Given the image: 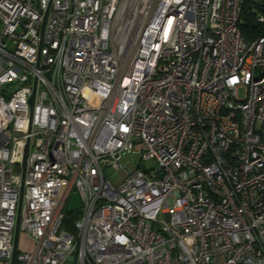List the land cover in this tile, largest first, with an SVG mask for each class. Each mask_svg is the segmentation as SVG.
Listing matches in <instances>:
<instances>
[{
	"label": "built area",
	"instance_id": "built-area-1",
	"mask_svg": "<svg viewBox=\"0 0 264 264\" xmlns=\"http://www.w3.org/2000/svg\"><path fill=\"white\" fill-rule=\"evenodd\" d=\"M245 1L0 0L3 264L27 142L34 248L14 264H264V31H240Z\"/></svg>",
	"mask_w": 264,
	"mask_h": 264
},
{
	"label": "rangeland",
	"instance_id": "rangeland-1",
	"mask_svg": "<svg viewBox=\"0 0 264 264\" xmlns=\"http://www.w3.org/2000/svg\"><path fill=\"white\" fill-rule=\"evenodd\" d=\"M245 11H250V10H257L256 7V3H253L252 1L247 0L245 3ZM242 95V94H241ZM140 154L139 153H135V154H129L126 155L122 158L121 160V164L126 168H132L139 160L140 158ZM143 165H145L146 167H153L155 165V162L153 160H147L143 162ZM13 173L15 175H20L22 176V167L21 164H15L13 166ZM114 173V171L110 168L105 169V174L106 176H110ZM64 189L61 190V193L63 192ZM81 206V200H80V196L78 195V193H72L69 200L67 201V203L64 206V211L67 210H75L80 208ZM34 248V241L30 238V236L25 233L20 231L19 233V238H18V250L20 251H32ZM0 264H3V260L2 258H0Z\"/></svg>",
	"mask_w": 264,
	"mask_h": 264
},
{
	"label": "trees",
	"instance_id": "trees-1",
	"mask_svg": "<svg viewBox=\"0 0 264 264\" xmlns=\"http://www.w3.org/2000/svg\"><path fill=\"white\" fill-rule=\"evenodd\" d=\"M246 3V1H245ZM244 3V6H245ZM256 3L257 12H261L264 15V0H258ZM240 13L239 29L246 38H255L262 34L264 31V25L260 24L256 20V11H245V7ZM79 209L64 211L63 228L71 231L74 221L79 218Z\"/></svg>",
	"mask_w": 264,
	"mask_h": 264
},
{
	"label": "water",
	"instance_id": "water-1",
	"mask_svg": "<svg viewBox=\"0 0 264 264\" xmlns=\"http://www.w3.org/2000/svg\"><path fill=\"white\" fill-rule=\"evenodd\" d=\"M47 12H48V9L44 13L43 24H42L41 32H42V29H43L44 20L46 18ZM34 95H35V86H34L32 95L29 98V103H30V106L31 107H32L33 101H34ZM27 151H28V142L25 145L24 153H23V159H22V163H21V167H22L21 187H20V192H19V200H18L16 224H15V228H14L13 255H12V259H11V264H14V262H15V254L18 251L19 219H20V211H21V205H22V195H23V188H24V177H25V167H26Z\"/></svg>",
	"mask_w": 264,
	"mask_h": 264
}]
</instances>
